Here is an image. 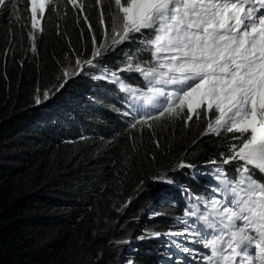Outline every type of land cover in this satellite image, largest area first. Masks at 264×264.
Segmentation results:
<instances>
[{"label":"trees","instance_id":"trees-1","mask_svg":"<svg viewBox=\"0 0 264 264\" xmlns=\"http://www.w3.org/2000/svg\"><path fill=\"white\" fill-rule=\"evenodd\" d=\"M14 2L16 11H0V264H124L131 238L133 264L159 263L166 239L151 234L172 238L190 195L208 199L216 181L207 161L229 140L202 134L213 116L203 110L188 124L165 117L131 127L126 94L95 77L119 68L137 43L118 44L60 87L68 61L89 59L104 43L100 11L110 22L111 0H82L87 22L59 0L43 31L31 27L30 0ZM119 75L144 87L138 73ZM44 92L49 98L36 104Z\"/></svg>","mask_w":264,"mask_h":264},{"label":"snow or ice","instance_id":"snow-or-ice-1","mask_svg":"<svg viewBox=\"0 0 264 264\" xmlns=\"http://www.w3.org/2000/svg\"><path fill=\"white\" fill-rule=\"evenodd\" d=\"M111 2L117 14L109 13L110 22L105 21L102 7L100 11L104 43L91 58H77L74 70L65 69L64 82L79 75L85 65L97 67V58L128 41L139 46L124 56L119 68H104L95 78L110 80L126 94L132 111L122 114L132 117V128L150 127V121L165 117L183 118L188 124L193 117L199 119L202 110L206 116L214 113L202 134L229 140L219 159L207 161L211 166L208 175L216 181L213 191L222 198L190 195L194 203L185 216L195 219H183V232L169 234L191 237V243L207 250L174 242L199 264H264V0ZM66 3L84 13L82 0ZM49 5L55 12L59 0H30L32 29L43 31L40 22ZM9 6L17 10L14 0H0V11H8ZM82 18L88 21L86 14ZM29 35L34 41V34ZM92 39L95 43V36ZM143 53L150 59H141ZM121 72L138 73L144 87L133 86ZM48 98L44 92L43 99ZM35 102H42L39 96ZM229 133L237 135L228 137ZM234 161L233 170L225 169L224 165ZM178 167L194 165L181 161ZM199 204L205 211L199 210ZM151 236L158 238L160 233Z\"/></svg>","mask_w":264,"mask_h":264},{"label":"rangeland","instance_id":"rangeland-1","mask_svg":"<svg viewBox=\"0 0 264 264\" xmlns=\"http://www.w3.org/2000/svg\"><path fill=\"white\" fill-rule=\"evenodd\" d=\"M75 68H76L75 60L68 61L67 67H65V69H69V70H74ZM87 68H89V67L85 65L82 72L86 71ZM82 72H80V73H82ZM74 76H77V75H73L70 78H72ZM59 79H60V84H62L65 81L63 73H62V76ZM38 96L40 97L41 101L44 100L43 99V94L39 93ZM49 96H50V93H49ZM207 115H214V113H210V114H207ZM213 187H215V186H208V188H207V193H208V196H209L208 199H210L212 197H215L217 199L222 198L219 193L213 191ZM199 205L202 208L201 212L205 211V209L203 207V204H199ZM185 218L190 219V221L195 219L194 217H186V216L182 217L176 223V227L177 228H173L174 230H172L171 232H168V235H170L169 233H180V232H183V230L185 228V225L182 223V220L185 219ZM132 236L133 237H140L141 234L138 233V232H134ZM170 236L172 238H169V236H168V238H167V236L166 237L165 236H161V235L159 236V239H163V240L166 239L163 242V244H161L160 246H163V248L161 250L167 249V252H166L165 256L163 257V259L159 260V263H155V264H199L198 260L197 261H192L191 257L187 256L186 254L182 253L180 251V249L176 248L174 246V242H180L183 246H186V247H189V248H192V249H199L201 251H207V250L202 249V246L199 245V244L191 243V239H192L191 237H188L186 239L185 236H183V235H180V236L170 235ZM133 240L134 239H132V238L129 240V259L128 258L125 259V263L124 264H133L132 261H131V258H130L133 255V248L131 246Z\"/></svg>","mask_w":264,"mask_h":264}]
</instances>
